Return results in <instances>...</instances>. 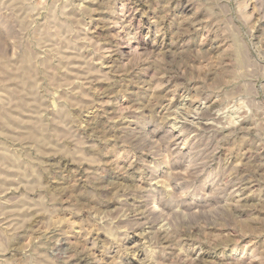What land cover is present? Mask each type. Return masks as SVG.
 <instances>
[{
	"label": "rangeland",
	"instance_id": "rangeland-1",
	"mask_svg": "<svg viewBox=\"0 0 264 264\" xmlns=\"http://www.w3.org/2000/svg\"><path fill=\"white\" fill-rule=\"evenodd\" d=\"M0 264H264V0H0Z\"/></svg>",
	"mask_w": 264,
	"mask_h": 264
}]
</instances>
